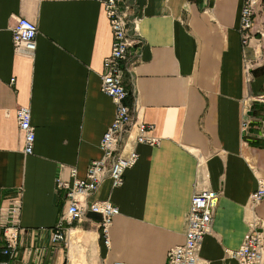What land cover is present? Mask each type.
Wrapping results in <instances>:
<instances>
[{
  "label": "crops",
  "instance_id": "crops-1",
  "mask_svg": "<svg viewBox=\"0 0 264 264\" xmlns=\"http://www.w3.org/2000/svg\"><path fill=\"white\" fill-rule=\"evenodd\" d=\"M127 1L139 42L123 79L138 118L153 123L160 140L136 144L138 157L122 184L109 189L105 178L90 195L118 209L105 245L95 212L63 221L65 243L49 239L63 208L55 176L71 165L83 175L100 155L97 143L113 115L99 89L111 41L102 5L0 0V205L20 190L13 264H164L168 247L183 240L189 197L201 188L220 191L200 245L205 264H237L224 248L238 246L250 217L264 223V195L254 206L247 200L257 176L264 180V99L257 97L264 96V36L255 31L242 44L241 0ZM17 15L35 22L32 56L12 49ZM254 28L264 30V0ZM17 105L29 107L31 153L22 150Z\"/></svg>",
  "mask_w": 264,
  "mask_h": 264
},
{
  "label": "built area",
  "instance_id": "built-area-1",
  "mask_svg": "<svg viewBox=\"0 0 264 264\" xmlns=\"http://www.w3.org/2000/svg\"><path fill=\"white\" fill-rule=\"evenodd\" d=\"M101 3L108 20L111 33L110 50L102 59L99 73V89L111 97L114 108L110 122L102 132L97 146L100 155L92 158L86 164L82 176L76 174V167H68L66 175L54 178V189L61 193L63 208L59 217L49 232L51 242L63 241L67 238L63 221L70 223L82 219L87 212L99 215L97 223L98 237L103 244H108V227L112 216L117 213V206L107 197L90 198L100 181L107 178L109 189L118 187L123 181V171L132 166L138 152L136 144H158L160 137L153 133V123L145 122L137 116L139 107L136 105L133 92L126 85L123 76L129 70L130 57L136 52L135 39L131 32L134 21L130 16V4L127 0H96ZM259 10V0H241L238 14V29L241 42L246 43L257 31L264 36V30L254 28V17ZM11 46L15 53L32 56L35 50V22L25 16L17 15L10 26ZM250 59L244 60L246 77ZM12 79H10L11 82ZM131 94L130 102L126 101ZM257 97L264 99L262 94ZM15 119L22 134V150L31 153L34 129L30 122L29 107L17 105ZM246 124V119L241 125ZM19 189L14 190L5 204L0 205V264H13L11 258L16 253V227L20 209ZM219 189H195L189 197V203L184 218L183 240L173 244L166 251L164 264H205L199 256L203 235L209 232L212 213L217 203ZM264 181L258 176L256 185L248 194V203L254 205L263 197ZM263 221L257 215L250 217L242 234L240 243L234 249L224 248L225 253L234 258L237 264H261L260 251L263 247ZM63 264H69L68 261ZM115 264H120L116 262Z\"/></svg>",
  "mask_w": 264,
  "mask_h": 264
},
{
  "label": "bare ground",
  "instance_id": "bare-ground-1",
  "mask_svg": "<svg viewBox=\"0 0 264 264\" xmlns=\"http://www.w3.org/2000/svg\"><path fill=\"white\" fill-rule=\"evenodd\" d=\"M257 178H258V176H257ZM263 181H264V180H263ZM263 195H264V194H263ZM261 199H262V198H261ZM261 199H260V200H261ZM260 200H259V201H260ZM257 203H258V202H257ZM257 203H256V204H257ZM254 205H255V204H254ZM254 205H253V206H254ZM110 223H111V222H110ZM109 225H110V224H109ZM263 226H264V223H263ZM262 231H263V243H264V229H263V227H262ZM263 249H264V246L261 248V251H260L261 261H262V257H263ZM229 257H230V256H229Z\"/></svg>",
  "mask_w": 264,
  "mask_h": 264
},
{
  "label": "rangeland",
  "instance_id": "rangeland-1",
  "mask_svg": "<svg viewBox=\"0 0 264 264\" xmlns=\"http://www.w3.org/2000/svg\"><path fill=\"white\" fill-rule=\"evenodd\" d=\"M242 44H247V42L246 43H242ZM245 60H248L247 58L245 59ZM107 95V94H106ZM110 97V96H109ZM110 99H111V97H110ZM111 101H112V99H111ZM112 103H113V101H112ZM113 107H114V104H113ZM264 246V245H263Z\"/></svg>",
  "mask_w": 264,
  "mask_h": 264
}]
</instances>
